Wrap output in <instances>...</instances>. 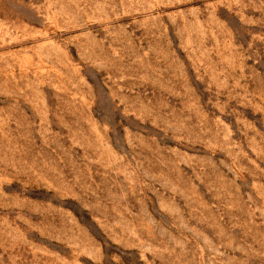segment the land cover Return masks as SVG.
I'll list each match as a JSON object with an SVG mask.
<instances>
[{"label": "rangeland", "instance_id": "1", "mask_svg": "<svg viewBox=\"0 0 264 264\" xmlns=\"http://www.w3.org/2000/svg\"><path fill=\"white\" fill-rule=\"evenodd\" d=\"M0 264H264V0H0Z\"/></svg>", "mask_w": 264, "mask_h": 264}]
</instances>
